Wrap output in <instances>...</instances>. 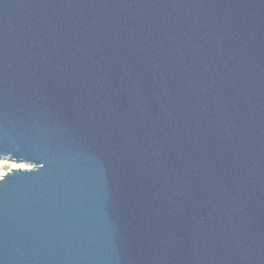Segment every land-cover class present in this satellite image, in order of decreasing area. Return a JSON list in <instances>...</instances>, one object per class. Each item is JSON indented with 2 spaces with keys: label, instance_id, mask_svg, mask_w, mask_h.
<instances>
[{
  "label": "water",
  "instance_id": "95a60500",
  "mask_svg": "<svg viewBox=\"0 0 264 264\" xmlns=\"http://www.w3.org/2000/svg\"><path fill=\"white\" fill-rule=\"evenodd\" d=\"M0 264H264V0H0Z\"/></svg>",
  "mask_w": 264,
  "mask_h": 264
},
{
  "label": "rangeland",
  "instance_id": "374dc122",
  "mask_svg": "<svg viewBox=\"0 0 264 264\" xmlns=\"http://www.w3.org/2000/svg\"><path fill=\"white\" fill-rule=\"evenodd\" d=\"M24 166H25L24 164H17L9 160H1L0 161V178L2 175L6 174L12 168L24 167Z\"/></svg>",
  "mask_w": 264,
  "mask_h": 264
}]
</instances>
